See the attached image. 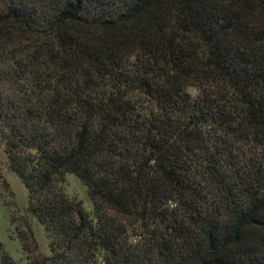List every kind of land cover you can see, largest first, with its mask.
Here are the masks:
<instances>
[{
    "label": "trees",
    "instance_id": "obj_1",
    "mask_svg": "<svg viewBox=\"0 0 264 264\" xmlns=\"http://www.w3.org/2000/svg\"><path fill=\"white\" fill-rule=\"evenodd\" d=\"M0 144L30 264H264V0H0Z\"/></svg>",
    "mask_w": 264,
    "mask_h": 264
},
{
    "label": "rangeland",
    "instance_id": "obj_2",
    "mask_svg": "<svg viewBox=\"0 0 264 264\" xmlns=\"http://www.w3.org/2000/svg\"><path fill=\"white\" fill-rule=\"evenodd\" d=\"M69 200L81 201L84 212L92 217L91 201L86 187L73 174H67L57 185ZM28 191L19 178L10 170L0 144V243L4 246L13 264H30L41 255H49L52 240L39 224L36 217L28 212ZM138 232V230H136ZM84 260V259H83ZM76 264H101L96 255L91 260Z\"/></svg>",
    "mask_w": 264,
    "mask_h": 264
},
{
    "label": "built area",
    "instance_id": "obj_3",
    "mask_svg": "<svg viewBox=\"0 0 264 264\" xmlns=\"http://www.w3.org/2000/svg\"><path fill=\"white\" fill-rule=\"evenodd\" d=\"M102 264V263H101Z\"/></svg>",
    "mask_w": 264,
    "mask_h": 264
},
{
    "label": "water",
    "instance_id": "obj_4",
    "mask_svg": "<svg viewBox=\"0 0 264 264\" xmlns=\"http://www.w3.org/2000/svg\"><path fill=\"white\" fill-rule=\"evenodd\" d=\"M34 152V151H33Z\"/></svg>",
    "mask_w": 264,
    "mask_h": 264
}]
</instances>
